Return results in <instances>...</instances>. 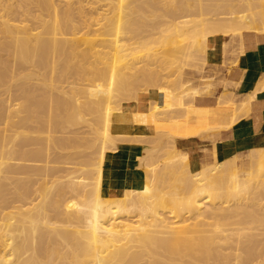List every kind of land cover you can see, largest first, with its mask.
Returning <instances> with one entry per match:
<instances>
[{"label": "bare ground", "instance_id": "1", "mask_svg": "<svg viewBox=\"0 0 264 264\" xmlns=\"http://www.w3.org/2000/svg\"><path fill=\"white\" fill-rule=\"evenodd\" d=\"M107 1L109 3L105 7L98 5ZM235 2L236 0H0V55L5 52L4 56L8 57L6 54L8 53L9 58L4 57V60L6 59L8 63L11 58V63H13V67L10 69L9 66H5L8 71H4L11 70L13 75L9 76L11 82L9 81V86L6 84L8 88L5 87L7 90H4L5 95L2 98L6 96L7 92L8 96L5 98L9 97L16 102L18 101L16 94L20 90L25 93V96L23 94L19 98L23 99L24 96V100H27V102L24 101L26 105H23L24 109L22 110L21 104L16 105V102L13 105L14 103L11 104L12 100L9 104V101L5 102L6 99H3L4 103H8L7 109L4 104L6 110L1 109L3 106L0 104L2 112L3 110L7 112L6 114L0 112V264H264V199H259L247 207H242L238 203L232 205L229 203L230 205L227 204V206L224 205L225 200L224 202L214 200V203L211 202L214 198L211 196L212 192L215 194L217 190L219 193V189L221 190L226 185L214 189L216 186L213 187L214 184H211L213 179L219 180L215 183L217 185L224 176L226 178V175L229 174L233 181L232 187L240 186L243 182L245 185L247 184L248 179L239 173L236 158L217 164L211 170L204 171L203 169L200 173H198L199 171L197 173L186 172L187 168L184 173L182 172L183 176H180L182 175L180 173H178L179 177L174 175L177 178L173 181L180 183L176 182L177 185H171L173 183L169 184L168 182L171 189L174 186L179 189V184L186 186V188L179 186L180 191L190 188V193H188L191 196H188L187 193H185L187 196L184 193L181 194L183 191L178 193V195L185 196L182 199L189 197L187 200L184 199L186 202L181 200L182 203H185L183 206L187 205L189 209L186 208L184 211L183 208H179L177 203L175 206L178 205V207L175 208H178V211L180 209L179 212L183 213L186 210L187 213L192 212L194 219H188V216H185L187 219L181 216L183 217L181 219L178 215L179 212L176 213L175 209L171 207L174 205L171 202L168 203L169 195L167 198L164 189L163 191L159 189L161 187L159 184H157L159 187L153 184L154 189H150L146 184L140 188H136L132 184L116 198L107 197L102 190V171L106 153L108 150L115 149L116 139L119 136L113 133V116L116 112L121 111L122 102L115 106H106L107 101L105 102L103 96L100 97L98 89H104V95L108 97H111V92L116 91L118 94L128 96L131 100L137 99L139 86L140 89L142 86L146 87L147 91L153 87L156 89L160 87L158 89L159 104L168 107L176 106V110L186 109L187 103L184 106L185 100L182 101L180 99L182 96L180 94L177 96V91L175 92L176 85L173 87L174 90L170 89V92L173 90L175 95L172 92L169 96L167 90L172 87H167L168 89L165 90L163 89L166 87L165 84L162 88L158 84L163 75H159V67L155 65V61L157 64L158 60H155V57L159 56L158 58L162 59L167 55L172 58L182 56L186 66L190 63L193 64L195 60L201 61L204 66L207 65V60L210 58L209 44L213 39L226 36L229 32H239L238 30L242 28L258 30L255 27L257 22L261 23L259 28L262 25L259 30L264 31V0L255 3L246 0L245 5L243 0H241V4L239 1ZM170 6L174 7L170 8ZM254 7L258 8V11L250 16L248 10ZM183 14L198 16L197 18L201 20H199L201 28L198 27L199 23L197 26L195 23L192 26L194 28L186 25L182 27L180 23H182ZM239 14L247 16L244 17L245 19L243 18V23L238 21ZM186 17L188 18V16ZM170 18H172V25L169 21ZM191 23H193L192 19ZM187 29L188 32L185 33ZM248 34L250 33L241 32L232 35V37H239L240 40H243ZM157 40H161L160 46L156 47L158 49L144 51L143 46L150 42L157 44ZM106 42L110 43L109 50L108 47H105ZM124 42L135 47L129 48L133 53L127 50L131 54L127 56L126 62L121 60L125 56L121 55L122 49L120 48L124 46L121 45ZM105 48L108 52H104ZM153 57L155 61H152ZM165 60L167 61L166 57ZM82 61L84 64L79 63ZM71 62L76 63L78 69ZM85 63H87L86 66ZM159 66L162 67V65ZM178 66L176 65V67ZM73 67L81 71L77 73L75 70L76 76L74 77L71 75L73 72L71 71L70 74L68 71L70 76L67 75L68 78L64 76L66 78L63 79L61 76L62 80H59V75L63 72H60L61 70H66L65 73H68V68L72 69ZM198 67H200L199 64ZM0 71L3 80L6 75H10V73H4L1 67ZM25 72L27 76H24ZM54 74L58 75L59 79L57 77L56 79ZM20 75H23L22 78L19 77ZM44 75H50L47 76L48 80ZM2 76L0 77L2 78ZM41 76L45 78L43 80L48 81L49 88L47 86L44 87H47L48 90L38 88V90H42L38 95L42 93L40 96L42 97L45 95H43V91H46L48 100L45 99L46 96L43 97L44 99L39 97L40 100L35 96V91L39 87L36 83L38 80L35 83L29 82ZM21 79L28 80L31 85H27L28 87L24 85L22 88ZM172 79L170 78L173 83ZM43 80V85H46V81L44 84ZM140 82H144L146 86L140 85ZM42 83H40L41 86ZM3 84L5 86L3 82L2 88ZM157 85H159L158 88ZM170 85L172 86V84ZM85 87L95 88L98 92L91 93L84 89ZM180 87H183L182 81H180ZM146 90L144 89L145 92H147ZM54 91H59L61 95L63 93V97L65 95V99L60 98L63 99L61 101L63 103L66 101L65 106H72L70 104L74 103L75 112H68L66 110L68 107L65 108V111L74 114L77 118L80 116L79 108L84 103L91 108V113L98 114L95 120L92 119L93 117L91 118L93 121L87 127L90 129V133L78 131L79 134H77L78 132L60 129L62 121L59 119L60 123L57 124L58 116L55 114L57 107L63 103L57 101L58 103H56L60 104H55L56 111H52L53 105L50 106V102L54 104V95H58V92L53 94ZM254 95L255 93L252 96L254 97ZM79 98H83V105ZM183 98H185L184 95ZM12 105L14 108L11 107ZM15 106L20 109L14 110ZM33 106L37 112L39 110L40 118L42 117L40 114L45 117L43 119L45 122L41 118L44 127H41L43 126L41 124L40 127L36 125L38 116H36L38 118L34 116L37 121L31 118L33 115L30 117V114H34L31 113L34 111ZM61 106L60 108H62ZM60 108L58 109L61 110ZM87 111L83 113L85 114ZM20 112L21 115H25L23 119L18 116ZM62 112L61 114H67V112ZM58 114L60 113L58 112ZM172 116L170 114L166 117L168 119ZM17 117L19 120L15 121L14 119ZM60 117H65V119L68 117L64 121L70 123L67 121L70 120L71 115L70 117L64 115ZM72 121L77 120L73 119ZM61 127L63 128V125ZM21 129L26 131L25 135L22 133L24 136H21ZM92 131H94V136H92ZM90 135L97 138L98 142L95 145L96 141L94 142L95 139L92 138L93 143H89L91 145L88 144V147H93L95 151L88 155L83 146L87 140L90 141L85 136L89 137ZM120 136L127 137V135ZM174 136V134L169 136L173 145L175 144L173 143ZM78 139H85V142L82 143L83 146H81L82 144L77 145ZM41 145L42 147L37 148ZM163 151L165 152V149ZM148 152H144V154L147 155ZM175 155L181 160L179 161L177 156L172 155V161L174 157L177 159V162L173 161L176 166L178 161L180 164L185 162L182 159L185 156ZM169 157L171 158V156ZM166 158L168 160V157ZM142 159L143 165H145L147 163L144 164L145 157ZM251 160L254 167L259 166L260 169L255 168L261 170L264 166V149L255 151ZM169 164L172 165V163ZM251 164L250 168L253 166ZM153 169L155 172V168ZM163 170L161 173L164 174ZM149 172L151 170L147 172V175ZM257 173H259L258 170ZM151 175L153 177L155 174ZM158 175H155L157 180L159 179ZM151 179L153 181L154 178ZM163 181L165 180L161 179L162 183H164ZM220 183L223 184V181ZM218 185L217 187H219ZM165 186L162 187L169 189L168 186ZM231 188L229 189L231 190ZM224 189L229 190L226 187ZM244 189L240 194L239 191L236 192L238 197L246 192ZM185 190L184 192H186ZM227 190L223 194H228L230 198L232 194L235 196L234 193L230 195V191L226 194ZM171 194L173 196L174 192ZM175 194L177 195V193ZM171 198L173 199L174 196ZM166 205H170L171 210ZM248 208H253L256 212L251 209L253 212L249 211L248 214V210L245 212ZM252 213H256L255 216L248 217L250 214L254 215ZM210 218L212 221L214 219H218V221L232 220L231 218L234 221L236 219L232 222L233 225L224 223L227 226L222 225L223 223L220 224V221L219 224L216 222V225H213L214 222L212 224L204 223V220ZM199 219H202L200 221L203 222H198ZM205 232L211 234L203 236L202 233ZM86 260L90 261L86 262Z\"/></svg>", "mask_w": 264, "mask_h": 264}, {"label": "crops", "instance_id": "2", "mask_svg": "<svg viewBox=\"0 0 264 264\" xmlns=\"http://www.w3.org/2000/svg\"><path fill=\"white\" fill-rule=\"evenodd\" d=\"M228 38L210 41V58L202 73L189 80L181 78L183 87H189L185 92L195 95L187 102L180 94L184 106L187 103L185 113L182 109L160 111L165 106L159 105L154 88L124 102L115 113L113 133L119 136L115 149L106 153L102 171L107 197L120 196L132 184L136 188L144 185V152L156 146L157 139H170V134L175 135L171 152L185 156L187 172L208 171L236 158L239 173L249 176L253 153L264 149V44L245 37ZM170 114L174 117L168 120Z\"/></svg>", "mask_w": 264, "mask_h": 264}, {"label": "rangeland", "instance_id": "3", "mask_svg": "<svg viewBox=\"0 0 264 264\" xmlns=\"http://www.w3.org/2000/svg\"><path fill=\"white\" fill-rule=\"evenodd\" d=\"M239 1V3L241 4L242 2H241V0H236V2L235 3H237ZM246 0H243V4L245 5V2ZM252 2H258L259 0H251ZM233 2V1H232ZM109 2L107 1V2H101V3H99L98 5H102L103 7H105V5L106 4H108ZM98 5H95V6H98ZM231 5H232V3H231ZM231 5H229V6H231ZM233 5H234V3H233ZM171 7H174V6H170V8ZM167 8H169V7H167ZM251 10H252V12H251ZM251 10H248L249 12H248V14L251 16L252 14H256V12L258 11V8H256V7H254L253 9H251ZM256 10V11H255ZM246 12H247V10H246ZM246 14V13H245ZM247 14V15H248ZM186 16H188V18L186 17ZM190 16V17H189ZM191 16H193V15H191V14H183V19H182V23H180L181 24V26L183 27H185V25L187 26V27H192V26H194L195 25V23H196V25L195 26H197V24L199 23V18H197L196 16H193L194 17V19H193V17L191 18ZM238 16H240V14L238 15ZM246 16V15H245ZM245 16H240L239 18H238V21H240V23H243V18L245 17ZM212 17V16H211ZM211 17H208V18H211ZM247 17V16H246ZM245 17V18H246ZM188 20H187V19ZM241 18V20H239ZM244 18V19H245ZM171 19V20H170ZM169 19V21H170V24L172 25V23H171V21H172V18H170ZM186 19V20H185ZM190 19V20H189ZM191 19H192V22L193 23H191ZM196 19H197V21H196ZM207 20V19H206ZM166 22H167V20H165ZM186 21V22H185ZM188 21V22H187ZM189 21H190V23H189ZM201 21V20H200ZM186 23H188V24H186ZM259 22H257V24H255L254 26L258 29V30H255V29H252V30H248V29H245V28H242L241 30H238L239 32H237V31H234L233 33L231 32H229V33H227L226 34V36H223L225 39H228V40H230V38H228L229 36H232V35H235V34H239V33H241V32H248V33H250V34H248V35H246L245 36V38H248L250 41H256V42H258V43H263L264 44V31H260L259 29H261L262 27V25L260 26V28H259V25L261 24V23H259ZM179 24V25H180ZM200 23L198 24V27H199V29L201 28L200 26ZM170 26V25H169ZM197 27V28H198ZM172 28H173V26H172ZM192 28H194V27H192ZM171 29V28H170ZM172 30V29H171ZM243 30V31H242ZM241 31V32H240ZM188 32V29L185 31V33H187ZM237 32V33H236ZM256 33H257V35H256ZM262 33V34H261ZM175 34H177V33H175ZM173 35V34H172ZM160 42H161V40H157V44H156V42L155 43H153V42H150V44H151V46H150V44H148V45H145V46H143V48H144V51L145 50H148V49H150V51H153V49H155L156 47H159L160 46ZM131 43V42H130ZM106 45H105V47L107 48L108 47V50H109V46H110V43L109 42H106L105 43ZM129 43H121V45H124V46H121L120 48L122 49V53H121V55H125L121 60L122 61H124V62H126L127 61V56L129 55V54H131V53H133L132 52V50H130L129 48H132L130 45H128ZM128 45V46H127ZM159 45V46H158ZM127 46V47H126ZM130 46V47H129ZM153 46V47H152ZM172 46H174L175 47V45H172ZM172 46H169V47H171V48H173ZM106 48L104 49V52H108V50H106ZM119 48V49H120ZM123 48H124V50H123ZM127 48V49H126ZM133 48H135V47H133ZM171 48H168L169 50L171 49ZM156 49H158V48H156ZM127 50H129V51H131V53H128L129 51H127ZM138 51V50H137ZM110 52V51H109ZM7 54V56L8 57H5L4 55H5V52H2L1 53V55H0V67L2 68V71L5 73L6 71H8V70H6V68H5V66H9V69L11 68V67H13V63H11L12 61H11V58L9 59V62L7 63L6 62V59L7 58H9V54L8 53H6ZM144 55V54H143ZM158 55H160V54H158ZM161 56V55H160ZM168 56V55H167ZM167 56H165L166 57V59H167V61L165 60V57H163L162 59H160V58H158V57H155V60L157 59L158 61H157V64H159V65H162V67L161 66H159V65H157L156 64V61L154 60V57H153V60L152 61H155V65L156 66H158L159 68V75L161 76V75H163V76H161V78L163 79L164 78V76H165V78L162 80V79H160L161 81L158 83L160 86H161V88L163 87V85L165 84V86L166 87H164L163 89H165V90H167L168 88L167 87H172V88H169V90H167L168 91V95L170 96L171 95V93L173 94V95H175L174 93L176 92L177 93V96H178V94H181V95H184L185 96V99L187 100V102H189L190 100H192V99H194V91H186L185 92V90H188L189 89V87H183V88H181L180 87V81L181 80H179L180 79V77L181 78H185V79H193V78H196L195 76H196V74L198 73V74H200V73H202L203 71H204V69L206 68V66L207 65H204L203 66V63L201 62V61H197V60H195L194 62H193V64L192 63H190L189 65H187V66H190V67H187L186 65H184V60L185 59H183V58H181L182 56H180V58H178V56L177 57H175V58H172V57H167ZM4 57L6 58L5 60H4ZM178 58V59H177ZM159 59H160V61H159ZM176 59V60H175ZM163 60V61H162ZM175 60V61H174ZM5 61V62H4ZM162 61V62H161ZM165 61V62H164ZM76 62V61H75ZM160 62V63H159ZM177 64H176V63ZM197 62H199L198 64H199V66L200 67H198V64L197 65H195ZM72 63V62H71ZM70 63V64H71ZM79 63H82V64H84L83 63V61L82 62H79ZM154 63V62H153ZM172 63V64H171ZM201 63V64H200ZM72 64H75V68L76 69H78L77 67H76V63H72ZM71 64V65H72ZM168 64H171V65H168ZM174 64H175V67H174ZM178 64H180V66H178ZM4 65V66H3ZM87 65V63H85V66ZM176 65L178 66V67H176ZM193 65V66H192ZM72 66H74V65H72ZM71 66V67H72ZM155 66V67H156ZM203 68H202V67ZM4 67V68H3ZM70 67V66H69ZM161 67V68H160ZM180 67V68H179ZM193 67V68H192ZM195 67V68H194ZM169 68V69H168ZM171 68V69H170ZM177 70H176V69ZM201 68V69H200ZM73 69H74V67L72 68V69H70V68H68V70H67V72L68 71H70V74L73 72V74H71L72 75V77H74V76H76L75 75V70L76 69H74V71H73ZM167 69H168V71H167ZM175 69V70H174ZM180 69H182V70H180ZM4 70H6V71H4ZM64 73H63V72ZM72 71V72H71ZM77 71V73L79 72V71H81V70H76ZM161 71V72H160ZM1 72V71H0ZM21 72V71H20ZM60 72H62V73H60V75H59V78H58V75H55V74H57V73H55L54 74V77L56 78H58L59 80H62L63 78H68V76H70V75H68L69 74V72L68 73H65L66 72V70H61ZM166 72V73H165ZM171 72V74H169V73ZM177 72V73H176ZM7 74H9L10 73V75H6V74H3L4 76L6 75L7 77H9V76H11V75H13V74H11V73H13L11 70H9V72H6ZM24 73V72H23ZM22 73V74H23ZM76 73V74H77ZM163 73V74H162ZM20 74V73H19ZM19 74H17V75H19ZM28 74V73H27ZM58 74H59V71H58ZM64 74V75H63ZM176 74V75H175ZM178 74H180V75H178ZM16 75V74H15ZM68 75V76H67ZM0 76H2V73H1V75ZM5 76V80H6V77ZM23 76V75H22ZM22 76L20 75L19 77H21L22 78ZM24 76H27L26 75V72H25V74H24ZM47 76H50V75H47ZM47 76H45L44 75V77H47ZM61 76H62V79H61ZM64 76H66V77H64ZM172 76H173V79H172ZM43 76H41V77H39V78H35L34 80H30L29 82H33V83H35L37 80V85L39 86V87H37V91H35V96L39 99V97L41 96V94L42 93H40V95H38V93L40 92V91H42L43 89L44 90H48L47 89V83H48V81H46V80H43V79H45V78H42ZM177 77V78H176ZM16 78H18V76H16ZM48 78L49 77H47V80H48ZM56 78V79H57ZM70 78V77H69ZM170 78L172 79V80H174L173 81V83H174V86H173V83H172V81L170 80ZM4 78H3V76H2V78L0 77V90L2 91H0V104L3 106V107H1V109H5L4 108V104L6 105V109H7V104L6 103H4L3 102V99H6L5 97L6 96H8V93L6 92V96L5 97H3L2 98V96H4L5 94V91L4 90H7V88H8V86H9V84H10V77H9V79H7L6 81L5 80H3ZM167 79V80H166ZM26 79H21V82L20 83H22L23 85H21V87L23 88L24 87V85L26 86V87H28L27 85H31V84H29L28 83V80H26ZM42 80H43V82L44 81H46V85H43V83H42ZM166 80V81H165ZM10 81V82H9ZM193 81V80H192ZM191 81V82H192ZM4 82L5 83V86H4V84H3V88L1 87V85H2V83ZM39 82V83H38ZM163 82V83H162ZM171 82V83H170ZM178 82H179V86H178ZM9 83V84H8ZM26 83H28V84H26ZM40 83H42V86H41V84ZM168 83H170V84H172V86L170 85V84H168ZM176 83V84H175ZM8 86H7V85ZM44 84H45V82H44ZM85 84H88V83H85ZM144 84V82L142 83V82H140V85H143ZM145 85V84H144ZM159 85H157V88L159 87ZM175 85H176V87H175ZM44 86H47V87H44ZM146 86V85H145ZM178 86V87H177ZM5 87H7V88H5ZM44 87V88H43ZM173 87H175V92L173 91L174 90V88ZM179 87H180V89H179ZM5 88V89H4ZM38 88H41L42 90H38ZM49 88V87H48ZM154 89H156V87H153ZM152 88V89H153ZM160 88V87H159ZM158 88V89H159ZM176 88H178V89H176ZM3 89V90H2ZM84 89H87V90H89V92H91V93H97L98 92V90H99V95H101L100 97H104L105 99V102L107 101V104H106V106H115L116 104H120L121 102V106H122V104L124 103V102H126V101H129L130 100V98L128 97V96H125L124 94L122 95V94H118L116 91H113V92H111V97H108L107 95H104V89H102V88H99L98 90H96L95 88H88V87H85ZM144 89L146 90L147 88L146 87H143L142 86V89H140V86H139V90H138V93L137 94H139L140 92H144ZM170 89H173L171 92H170ZM22 90V89H21ZM142 90V91H141ZM147 91V90H146ZM4 92V93H3ZM55 92H58V97L56 96V95H54V98H53V100H54V104L53 103H51L50 102V106H52L51 108H52V111L54 110V111H56L57 110V113L55 114V116H58V118H56V119H58L57 121V124L58 123H60L59 122V119L62 121V122H65L66 123V121H64V119H65V117L63 118V117H60V116H69L70 117V115H71V118H72V120L73 119H76L77 121L79 120H81L80 122L78 121H72L71 120V118H70V120L69 121H67V122H70V123H66V124H64V123H60V124H62L63 125V128L61 127L62 125H60V129H62V130H64V131H74V132H80V133H90V129H88L87 127L89 126V124H91L90 122H92L93 120H95V118L98 116V114L96 115V113H91V108H89L88 106H86V104L84 103V105H83V102H84V100H83V98H79V99H81V100H79L81 103H82V105L83 106H81V108H84V109H81V108H79V112H80V116L77 118V116H75L74 114L72 115V113H68L69 111H71V112H75V110H74V103H72V104H70V105H72V106H65L66 105V101L63 103V102H61L62 100L60 99V98H64L65 97V95H64V97L62 96L63 95V93H62V95L61 94H59V91H54V93L53 94H57V93H55ZM17 93V92H16ZM15 93V94H16ZM48 92H44L43 91V95L44 96H42V97H40V99H42L43 97H45V99L46 100H48L47 98H48V95H46ZM72 93V92H71ZM70 93V94H71ZM24 94V96H25V93H23L22 91H18V93L16 94V96H17V98H18V101H16L17 102V104H16V102L15 101H13V99H10L9 97H7L8 99H6L5 100V102L6 101H9V104H10V100H12V103L11 104H13V105H19V104H21V110L22 109H24L23 108V105L25 104L26 105V102H27V100H24V96L22 97L23 99H21V98H19V97H21V95H23ZM118 94V95H117ZM159 94V93H158ZM186 94V95H185ZM20 95V96H19ZM60 95V96H59ZM172 95V96H173ZM56 96V97H55ZM188 96V97H187ZM2 99V100H1ZM39 99V100H40ZM44 99V98H43ZM65 99V98H64ZM83 100V101H82ZM24 101H26V102H24ZM61 102V103H63V104H61V105H63V106H65V107H63V106H61V105H59V104H57L58 102ZM70 101H72L71 99H70ZM57 102V103H56ZM59 105V107H57V109H56V105ZM13 105L11 106V107H13ZM159 105H161V104H159ZM60 106L63 108V110H62V108H60ZM165 106V105H164ZM16 107V106H15ZM34 107V106H33ZM55 107V108H54ZM66 107H68V108H71L72 110H70V109H68V108H66ZM85 107H86V109H85ZM174 107V108H173ZM14 108V107H13ZM13 108H11V109H13ZM32 108V107H31ZM58 108H60L61 110H59ZM65 108H66V110H68V112L67 111H65ZM176 106H173V105H171L170 107H168V106H165V108L163 109V110H160V111H172V110H176ZM0 109V112H2V110ZM5 109V110H6ZM16 109H20L18 106L14 109V110H16ZM56 109V110H55ZM168 109V110H167ZM33 110L35 111H32L31 113H34V114H30V117L32 118V119H35V117L36 116H38L39 117V110H38V112L36 111V109H35V107L33 108ZM59 110V111H58ZM80 110H84V111H80ZM88 110V111H87ZM91 110V111H90ZM159 110V109H158ZM9 111V110H8ZM62 111H64V112H67V114L66 113H64V114H61V113H63ZM87 111V113H83V112H86ZM5 111L3 110V112L2 113H4ZM24 112V111H23ZM37 112V113H36ZM58 112L60 113V114H58ZM7 112H5L4 114H6ZM83 113V114H82ZM22 113L20 112L19 114H18V116H20V118H22L23 119V117L25 116V115H21ZM38 114V115H37ZM66 114V115H65ZM70 114V115H69ZM0 115H1V113H0ZM60 115V116H59ZM82 115V116H81ZM94 115V116H93ZM22 116V117H21ZM35 116V117H34ZM40 116H42L41 118H42V120L45 118L43 115H41L40 114ZM83 116H85V117H83ZM34 117V118H33ZM38 117H36V118H38ZM60 117V118H59ZM81 117H82V119H81ZM93 117V118H92ZM40 118V117H39ZM39 118H38V121H37V119H35V121H37V122H35L36 123V125H39V127H40V124L41 125H43V126H41V127H44V123H43V121L45 122V120H43V121H41V118H40V120H39ZM62 118V119H61ZM93 120H92V119ZM16 119H18V117L17 118H15L14 120L16 121ZM22 119H21V121H22ZM68 119V117L65 119V120H67ZM19 120V119H18ZM85 120V121H84ZM89 120V121H88ZM39 122V123H38ZM73 122H75V123H73ZM56 124V126H58ZM67 124H68V126H67ZM35 125V124H34ZM67 126V127H65V126ZM74 127H73V126ZM82 126H84V127H82ZM1 127V126H0ZM71 127H72V129H71ZM95 127V126H94ZM59 128V127H58ZM70 128V129H69ZM86 128V129H85ZM66 129H68V130H66ZM22 130V129H21ZM88 130V131H87ZM86 131V132H85ZM26 133V131H23L22 130V132H21V136L23 135L22 133ZM79 132L77 133V134H79ZM93 132V134H92V136H94L95 134H94V131H92ZM25 133H24V135H25ZM86 134V135H87ZM23 135V136H24ZM60 135V134H59ZM80 136V135H79ZM86 137V139H89L90 141H88L87 140V142H85L84 140L85 139H78V141L79 142H77V145H80V144H82L83 142H85V145L83 146V144L81 145V146H83L84 148H86L85 149V151L86 152H88V155H90V153L91 152H93V151H95L94 149H93V147H91V148H89L88 147V144L89 143H93V141L95 142V145L97 144V142H98V140H97V138H93V137H91V135L89 136V137H87V136H85ZM95 139V140H93V139ZM93 140V141H92ZM171 139H166V138H159L158 140H157V144H156V146H154L153 148H151L149 151L150 152H148V154L146 155L147 157H145V162H144V167H145V170L148 172V171H150L151 170V172H149V174L147 175V182L145 183L147 186L149 185V187H150V189L152 188V189H154V187H152V185L153 184H155V185H157V184H159L161 187H159L158 185V187H159V189H162L161 191H163V189H164V191H165V193H167V195H166V197L168 196L170 199H168L167 201H168V203L169 202H171L174 206H171L173 209H175V211H176V213H178L179 211H180V209H179V211H178V208H175V207H178V205H179V208H183L184 209V211H185V209L187 208V209H189L188 207H187V205H186V207L185 206H183V203L184 202H186V201H184V199H182L183 197H185L184 195H186L185 193H187L188 194V196L190 195L189 193H190V188L188 189V190H185V188H186V186L183 184V185H181V184H179V186L181 187V186H185V188L183 189V188H181V189H183L182 191H180V187L178 186V188L179 189H177V187H175L174 186V188H172L171 189V185H177V183H180V182H175V181H173V180H175L177 177H179V175L180 174H182V175H180V176H183V173H184V171L187 169V163H185L186 162V159L185 158H182V159H184L185 160V162H184V160H183V162L184 163H182V164H180L179 163V161H181V160H179V157L177 156V155H175L174 153L172 154V155H174V156H177L178 157V163H179V165H178V163H177V166H176V164L175 163H173V161L175 162H177V159H175L176 157H174V160L172 161V155H171V142H172V140L170 141ZM80 141H82V142H80ZM166 141H169V142H166ZM161 143V144H160ZM87 144V145H86ZM160 144V145H159ZM167 144V145H166ZM170 144V145H169ZM89 145H91V144H89ZM86 146V147H85ZM169 146V147H168ZM38 147H42V145L41 146H37V148ZM80 147V146H79ZM164 147V148H163ZM87 148H89V149H87ZM95 148V147H94ZM160 148V149H159ZM159 149V150H158ZM163 149H165V152L163 151ZM154 150V151H153ZM156 150V151H155ZM85 152V153H86ZM154 152H155V154H154ZM157 153V154H156ZM159 153H160V156H158L159 155ZM163 153H164V155H163ZM166 153H168V154H166ZM166 155V156H165ZM151 156V157H150ZM158 156V157H157ZM169 156H171V158L169 157ZM148 157H149V159H148ZM153 157V158H152ZM162 158V159H159V158ZM166 157H168V160H167V158ZM151 158V159H150ZM157 158V159H156ZM170 158V159H169ZM154 159V160H153ZM149 160V161H148ZM159 160V161H158ZM167 160V161H166ZM166 161V162H165ZM168 161H170V162H168ZM159 162V163H158ZM168 162V163H167ZM169 163H172V165L171 164H169ZM151 164V165H150ZM163 164H165V166H163ZM168 164V165H167ZM158 165H162L161 167L160 166H158ZM167 165V166H166ZM174 165H175V167H174ZM181 165V166H180ZM186 165V166H185ZM258 165V164H257ZM149 166H151L150 168H149ZM157 166V167H156ZM179 166V167H178ZM254 166V165H253ZM263 166V165H262ZM186 167V168H185ZM255 167H257V168H259L260 169V167L259 166H255ZM255 167H253L252 168V172H250V174H249V176L247 177V184L245 185V182H243L240 186H236V187H232L233 186V181H232V178H231V175H226V178H225V176L224 175H222V176H224V180L222 179V181H223V184L222 183H220V182H222V181H220L217 185L219 186V187H217V185H215V183L216 182H218L219 180H217V178H215V179H213L214 181H210L211 182V184L213 185V187L214 186H216V187H214V189H216V188H222L225 184V186L222 188V189H224L225 187L226 188H231V190L229 189V190H227V189H224V191L225 190H227L226 191V194L229 192V194L231 195V193H234L235 194V196L232 194L231 195V198H230V196L227 194V195H225V193L223 194V192L222 193H220V191H222V189L220 190L219 189V193L217 192V190L215 191V194L212 192V194H211V196L212 197H214V198H212V200H211V202L214 200V201H216V202H220V201H222V202H224V200H225V204L224 205H227V204H229V203H231V205L232 204H240L242 207H247V205L248 206H250V205H252V204H254V202H256V201H258L259 199H264V170H262V169H264L263 167H262V169L261 170H259V169H257V168H255ZM153 168H155V172L153 171L154 169ZM158 168H161V169H158ZM178 170H177V169ZM179 168H180V170H179ZM181 168H182V170H181ZM162 169H164L163 170V172H165L164 174L163 173H161L162 171ZM168 169V170H167ZM174 169V170H173ZM157 170H158V173H156L157 172ZM177 170V171H176ZM257 170H258V172L259 173H257ZM175 172H177V173H175ZM183 172V173H182ZM186 172H187V170H186ZM185 172V173H186ZM160 173H161V175H160ZM170 173V174H169ZM178 173H180V174H178ZM151 174H155L156 176H157V174H159L158 175V177H159V179L157 180V178H155L156 176L154 175L153 177H152V175ZM163 174V175H162ZM252 174V175H251ZM165 175V176H164ZM174 175H178L176 178H175V176ZM255 177H254V176ZM257 175V176H256ZM151 177V178H154L155 180H157V181H155L154 179H153V181H152V179L151 178H149V177ZM170 176H171V178H170ZM230 176V177H229ZM217 177V176H216ZM229 177V178H228ZM167 178V179H166ZM181 178V177H180ZM150 179H151V181H150ZM161 179L163 180H165V181H163L165 184H167V186H168V188L169 189H165V188H163L162 186L164 185L165 186V184L164 183H162L161 182ZM226 179V180H225ZM229 179H231V180H229ZM251 179H252V181H251ZM154 181H155V183H154ZM170 181H172V182H170ZM229 181V182H228ZM250 181V182H249ZM151 182V183H150ZM153 182V183H152ZM159 182V183H158ZM167 182V183H166ZM168 182H169V184L170 183H173V184H171L170 185V187H169V184H168ZM209 182V181H208ZM214 182V183H213ZM260 182V183H259ZM150 183V184H149ZM228 183H231L230 185L228 184ZM161 184H163V185H161ZM208 184H210V183H208ZM220 184H221V186H220ZM227 185H229V186H227ZM249 185V186H248ZM167 186H165V187H167ZM213 187H212V189H213ZM238 187H241L240 189L238 188ZM246 189V192H243L242 194H241V196L239 195V197L237 196L238 194V191H239V194L243 191V189L244 188ZM250 187V188H249ZM248 188V189H247ZM172 190L171 192H174V201H173V199L171 198V197H173L172 196V194H171V192L169 191V190ZM214 189H213V191H214ZM234 189V190H233ZM245 189H244V191H245ZM184 190L186 191V192H184ZM235 190H237V191H235ZM242 190V191H241ZM167 191V192H166ZM233 191H235V192H233ZM182 192V193H181ZM189 192V193H188ZM237 192V193H236ZM170 193V194H169ZM175 193H177V195H178V193H181V194H183L184 193V195H181V194H179V195H181L180 197H179V195L177 196ZM218 195H217V194ZM217 195V196H216ZM171 196V197H170ZM187 196V195H186ZM191 196V195H190ZM216 196V197H215ZM219 196H220V200H219ZM222 196V197H221ZM223 196H225V198H223ZM247 196V197H246ZM167 197V198H168ZM218 197V198H217ZM244 197V198H243ZM187 198V197H186ZM189 198V197H188ZM187 198V199H188ZM222 198H223V200H222ZM179 199V200H178ZM187 199H185V200H187ZM181 200H183L184 202L182 203V201ZM226 200H227V203H226ZM214 201H213V203H214ZM174 202V203H173ZM215 202V203H216ZM170 203V204H171ZM176 203L178 204L177 206H175L176 205ZM185 204V203H184ZM230 205V204H229ZM167 206V205H166ZM228 206V205H227ZM170 207V205L169 206H167V208L168 209H170L171 208ZM185 207V208H184ZM165 208V207H164ZM166 208V210L167 211H169L168 209ZM242 209H244V208H242ZM241 209V210H242ZM251 209H253V208H251ZM251 209H246L245 210V212L247 211V213L249 214V211H250V213L251 212H253V210H254V212H256L255 211V209H253L252 211H251ZM171 210V209H170ZM178 211V212H177ZM183 211V210H182ZM240 211V210H239ZM180 213V214H179ZM178 213V215H180V217L181 216H183V217H185V216H188V219L189 218H193L192 216H193V213L192 212H188L187 213V210H186V215H185V213H183V212H179ZM241 213V212H240ZM245 214V213H244ZM252 214H254V213H252ZM256 214V213H255ZM255 214L254 215H248V217L249 216H255ZM246 215V214H245ZM176 216H177V214H176ZM180 217H178L179 218V220H180ZM183 217H181V219L183 218ZM186 219H187V217H185ZM194 219V218H193ZM193 219H191V221L193 222ZM232 220H233V218H231ZM236 219V218H235ZM235 219H234V221H235ZM200 220H202V219H199V221L198 222H200V223H202L203 221H200ZM208 220V221H207ZM206 221L204 220V223H209V224H212L213 222V225H216L217 223L219 224V221H218V219H214L213 221H212V218H210V219H207ZM216 220V221H215ZM232 220H229V219H227V220H221L220 221V224H222V225H226V224H229V225H233L232 224V222H234V221H232ZM190 221V222H191ZM195 221V220H194ZM229 223H228V222ZM237 221V220H236ZM217 222V223H216ZM216 223V224H215ZM224 223H226V224H224ZM227 226V225H226ZM225 226V227H226ZM212 229H213V227H212ZM207 234H211V233H202V235L203 236H206ZM208 235V236H209ZM225 245H229V244H225ZM230 246V245H229ZM90 260H86V262H89ZM85 262V263H86ZM91 263V262H90ZM89 264V263H88Z\"/></svg>", "mask_w": 264, "mask_h": 264}]
</instances>
